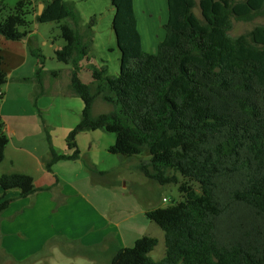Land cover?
<instances>
[{
	"label": "trees",
	"instance_id": "1",
	"mask_svg": "<svg viewBox=\"0 0 264 264\" xmlns=\"http://www.w3.org/2000/svg\"><path fill=\"white\" fill-rule=\"evenodd\" d=\"M110 1L120 73L90 65V84L79 73L89 59L94 21L80 29L74 5L64 0H46L35 16L40 24H60L65 46L55 56L72 66L70 92L84 103L81 121L67 137L70 154L52 150L47 170L79 160L77 137L102 130L116 137L112 155L147 154L138 165L142 174L178 187L182 201L146 214L165 233V258H151L158 240L144 236L131 248L109 242V264H264V25L248 35H229L232 18L251 22L263 16L264 0H167L165 37L155 53L144 49L134 0ZM30 6V0L14 8L0 3V36L26 38ZM4 65L0 56V104L8 83ZM98 100L113 110L95 116ZM9 143L0 114V165ZM0 187V215L14 201L9 191L19 190L20 198L39 191L31 176L20 173L1 176ZM54 246L50 241L44 255Z\"/></svg>",
	"mask_w": 264,
	"mask_h": 264
},
{
	"label": "rangeland",
	"instance_id": "2",
	"mask_svg": "<svg viewBox=\"0 0 264 264\" xmlns=\"http://www.w3.org/2000/svg\"><path fill=\"white\" fill-rule=\"evenodd\" d=\"M20 1L22 0H0V3L14 8ZM30 1L33 15L28 16V20L32 22L29 30L35 23L41 32L37 36L36 42L31 45V53L28 52L26 42H13L0 36V56L4 58V68L8 75V83L2 89L4 99L0 104V113L7 118L5 120L10 121L12 112H15L16 109L25 111L26 114L24 115L28 116L27 113L31 112V109L36 106L48 108L47 113H44L43 117L57 128L54 132H49L52 136V148L58 154H69L67 137L81 121L84 103L77 95L70 92L72 66L59 62L52 49L41 44L43 39H47L51 40L55 45H65V40L61 36L60 24L37 23L35 16L39 11V4L41 5L40 10H43V2L46 0ZM64 1L74 5V12L79 18L80 29H83L92 21L95 23L93 27V45L88 59V61L90 60L91 62L92 60V62L86 61L88 63L86 64L85 60H83V64L81 63L80 76L82 81L86 84H90L93 81L88 67L90 65L95 67L107 65L109 74L117 76L121 68V52L112 28L115 8L112 6L111 1ZM134 2L139 22L138 29L143 38L144 49L147 52L155 53L158 44L165 37L164 26L168 20L167 0H134ZM194 12L198 17L202 18L199 7ZM65 22L75 26L72 20ZM259 25H264V15L255 18L251 22L232 18L229 35L233 38L248 35ZM36 27H33V29ZM14 47H18V50L15 51ZM39 69L41 73L36 75ZM36 77H39V79ZM21 78L22 80H19ZM42 90L44 93L40 95ZM112 110V106L98 100L94 104L93 114L97 116L109 113ZM30 131L35 142L30 147L37 149L39 154L49 152L51 145L48 143L46 133L38 127L30 129ZM98 135L94 138L99 148H105L108 141L112 142V144L115 143L116 137L113 134L99 130ZM80 142L82 149L88 152V146L84 143L85 141L80 139ZM83 157L88 158L89 154ZM111 157L112 159L106 166L110 168L104 175L81 172L75 168L72 176L62 175L65 182L64 185L74 186L90 196L96 202L95 204L102 211H105L115 224H118V230L130 248L134 246L136 240L144 236L156 238L158 245L150 256L153 260L159 262L166 256L165 233L156 223L150 221L146 214L159 208L171 207L182 201L183 196L177 186H161L142 174L138 169V165L140 161L149 159L147 154L132 158L111 154ZM84 162L85 165H88L86 159ZM194 188L200 193L198 185H194ZM57 247V249L53 250L50 263L48 264H106L105 257H97V249H93L86 254L80 250V246L71 244V247H68L66 242L63 241ZM78 252H82L84 257H73ZM40 264L47 263L43 261Z\"/></svg>",
	"mask_w": 264,
	"mask_h": 264
},
{
	"label": "crops",
	"instance_id": "3",
	"mask_svg": "<svg viewBox=\"0 0 264 264\" xmlns=\"http://www.w3.org/2000/svg\"><path fill=\"white\" fill-rule=\"evenodd\" d=\"M40 6L39 4L36 15L41 14ZM33 27H36L35 23L27 37L21 41L26 42L29 53H31V45L41 34L39 28L33 29ZM41 44L50 47L54 55L65 46L55 45L47 39H43ZM13 49L17 51L18 47ZM86 61L90 62L88 59H85V63ZM81 63L83 64V61ZM79 77L81 79L80 73ZM43 93L42 90L40 95ZM47 110L48 108L36 106L27 113L28 116H25V111L16 109L12 112L10 121L5 120L7 118L0 113L5 122V132L10 138L5 159L0 165V177L13 173L26 174L34 179V184L39 190L27 198H20L19 190H11L7 193V197L14 198V201L0 215V264H40L43 261L48 264L53 250L57 249L62 241L66 242L68 247L76 244L80 246V250L95 248L98 250L97 257H105L106 264H109V257L106 255L109 242L115 241L120 248H130L119 232L118 224H115L90 196L74 186L64 185L62 175L72 176L75 168L81 172L104 175L110 168L106 166L112 159L109 149L113 144L108 141L105 148L97 147L94 137L99 136V130L81 133L77 137L81 151L80 159L59 161L52 166L51 172L48 171L47 163L52 159V150H54L49 132L52 133L57 128L43 117ZM37 127L46 133L48 143L51 145L49 152L39 154L37 149L30 147L35 143L30 129ZM80 139L87 144L88 152L82 149ZM86 154H89L88 158L83 157ZM85 159L88 165H85ZM107 160L109 161L106 162ZM2 194L3 190L0 187V197ZM50 241H54L55 246L47 256L44 252ZM79 253L73 257H84Z\"/></svg>",
	"mask_w": 264,
	"mask_h": 264
},
{
	"label": "water",
	"instance_id": "4",
	"mask_svg": "<svg viewBox=\"0 0 264 264\" xmlns=\"http://www.w3.org/2000/svg\"><path fill=\"white\" fill-rule=\"evenodd\" d=\"M44 8V6H42V9ZM43 10H41V14H42Z\"/></svg>",
	"mask_w": 264,
	"mask_h": 264
}]
</instances>
